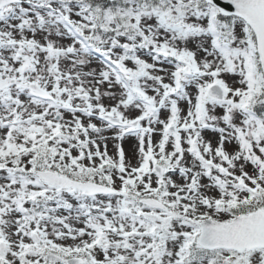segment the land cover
I'll return each instance as SVG.
<instances>
[{
    "label": "snow or ice",
    "instance_id": "1",
    "mask_svg": "<svg viewBox=\"0 0 264 264\" xmlns=\"http://www.w3.org/2000/svg\"><path fill=\"white\" fill-rule=\"evenodd\" d=\"M0 264H264V0H0Z\"/></svg>",
    "mask_w": 264,
    "mask_h": 264
}]
</instances>
